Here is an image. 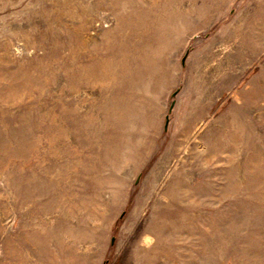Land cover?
I'll return each instance as SVG.
<instances>
[{"label":"rangeland","instance_id":"1","mask_svg":"<svg viewBox=\"0 0 264 264\" xmlns=\"http://www.w3.org/2000/svg\"><path fill=\"white\" fill-rule=\"evenodd\" d=\"M0 264H264V0H0Z\"/></svg>","mask_w":264,"mask_h":264},{"label":"water","instance_id":"2","mask_svg":"<svg viewBox=\"0 0 264 264\" xmlns=\"http://www.w3.org/2000/svg\"><path fill=\"white\" fill-rule=\"evenodd\" d=\"M176 94H174L175 96ZM175 105V102L172 103L171 107H170V112L172 111L173 107ZM168 124H169V117H167V120H166V125H165V130L168 129Z\"/></svg>","mask_w":264,"mask_h":264}]
</instances>
